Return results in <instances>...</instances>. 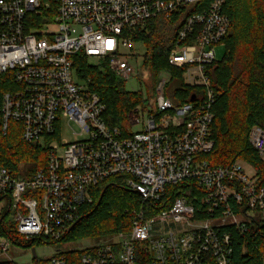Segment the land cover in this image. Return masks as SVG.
<instances>
[{
    "label": "built area",
    "instance_id": "2783aa9c",
    "mask_svg": "<svg viewBox=\"0 0 264 264\" xmlns=\"http://www.w3.org/2000/svg\"><path fill=\"white\" fill-rule=\"evenodd\" d=\"M203 1L0 0V75L10 82L0 134L17 123L23 141L48 148L47 165L29 177L0 163V202H7L0 213L1 255L19 244L7 223L21 237L59 242L82 206L92 203V190L123 176L141 198L130 229L90 240L78 264H233L237 243L264 224V171L244 159L213 165L204 158L214 148L216 102L207 67L231 22L226 0ZM174 16L179 29L169 64L203 93L177 103L167 92L170 74L161 72L153 103L137 109L125 135L78 77L75 56L99 59L127 83L136 69L123 48H132L136 32L153 19ZM65 117L78 124L81 139L61 137ZM137 125L142 129L134 131ZM249 143L264 161L263 126L250 129ZM45 264L71 262L54 255Z\"/></svg>",
    "mask_w": 264,
    "mask_h": 264
},
{
    "label": "trees",
    "instance_id": "16d2710c",
    "mask_svg": "<svg viewBox=\"0 0 264 264\" xmlns=\"http://www.w3.org/2000/svg\"><path fill=\"white\" fill-rule=\"evenodd\" d=\"M209 1L204 0L202 5ZM223 10L231 24L221 42L226 47L223 59H217L207 67L216 102L211 125L214 148L204 158L213 165L244 159L264 171V161L249 143L250 129L254 125L264 127V0H226ZM194 11L200 12L201 8L197 5ZM178 29L177 16L171 20L158 17L136 32L133 40L141 41L147 47L143 66L149 72V80L145 93L128 91L126 81L112 73L106 64L93 65L85 55L75 56L78 77L87 82L89 89L106 104L105 117L109 124L118 126L125 135L131 134L130 120L137 109L153 103L161 72H168L171 76L167 92L175 102H190L194 94L203 93L200 87L185 85L183 71L169 64L168 56ZM9 87L8 77L0 75V104ZM47 160L48 148L23 141L17 123L10 124L6 135L0 134V163L14 175L22 173L29 177L45 167ZM168 191L174 196L181 193L175 188ZM92 196V203L82 206L80 219L61 239L62 242L99 240L130 229L133 211L140 206L141 198L126 185L123 176H115L108 183L98 185L92 190ZM8 228L15 242L23 239L11 222L7 223ZM30 242L55 243L37 237ZM55 255H65L71 264V260L78 264L81 251L59 250ZM47 259L36 257L34 264H45ZM0 264L18 263L0 260ZM233 264H264V224L260 225L254 237L248 235L242 243H237Z\"/></svg>",
    "mask_w": 264,
    "mask_h": 264
},
{
    "label": "rangeland",
    "instance_id": "374dc122",
    "mask_svg": "<svg viewBox=\"0 0 264 264\" xmlns=\"http://www.w3.org/2000/svg\"><path fill=\"white\" fill-rule=\"evenodd\" d=\"M53 29L56 31L57 27L54 26ZM132 48H123L122 53L125 54L130 63L135 67L136 73L132 77L131 81L127 82L126 88L128 91H140L143 90L146 92V83L143 82L145 78L146 70L144 69V55L146 54L147 47L145 43L141 41H134ZM226 53V47L223 43L216 46L217 59L222 60ZM89 62L93 65H103L99 59H90ZM139 74V75H138ZM142 129L141 125L134 127V131H139ZM80 127L74 121L69 120L68 118H63L62 128H61V137L69 142L76 141L82 138L80 135ZM250 171V170H249ZM108 183V182H107ZM6 201L0 202V213L6 207ZM173 227L174 225H170ZM30 237H23L19 241L18 245H13L8 252V255H1L0 260H13L18 264H34V259H47L51 256H54L59 250L69 251L72 249L80 250L86 247L89 244H92L93 241L82 240V241H72V242H55L52 244H39L30 242Z\"/></svg>",
    "mask_w": 264,
    "mask_h": 264
},
{
    "label": "water",
    "instance_id": "95a60500",
    "mask_svg": "<svg viewBox=\"0 0 264 264\" xmlns=\"http://www.w3.org/2000/svg\"><path fill=\"white\" fill-rule=\"evenodd\" d=\"M194 99H195V95L192 96L191 100H194ZM106 188H107V187H106ZM106 188L104 189V191H103V193H102V195H101L100 200L102 199V197H103V195H104V192L106 191ZM244 249H246V247H245ZM244 251H245V250H244Z\"/></svg>",
    "mask_w": 264,
    "mask_h": 264
}]
</instances>
